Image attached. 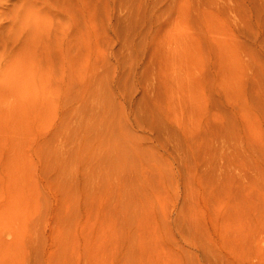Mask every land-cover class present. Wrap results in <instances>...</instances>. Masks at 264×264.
<instances>
[{
    "label": "rangeland",
    "instance_id": "rangeland-1",
    "mask_svg": "<svg viewBox=\"0 0 264 264\" xmlns=\"http://www.w3.org/2000/svg\"><path fill=\"white\" fill-rule=\"evenodd\" d=\"M2 10L0 264H264V0Z\"/></svg>",
    "mask_w": 264,
    "mask_h": 264
},
{
    "label": "bare ground",
    "instance_id": "bare-ground-1",
    "mask_svg": "<svg viewBox=\"0 0 264 264\" xmlns=\"http://www.w3.org/2000/svg\"><path fill=\"white\" fill-rule=\"evenodd\" d=\"M6 3H7V2H6ZM15 3H16V2H15ZM17 3H18V2H17ZM13 7H14V6H13ZM11 9H12V8H11ZM2 11H3V10H2ZM4 11H5V9H4ZM4 11H3L2 13L0 12V14L5 13ZM6 12H7V10H6ZM18 12H19V11H18ZM2 16H3V15H2Z\"/></svg>",
    "mask_w": 264,
    "mask_h": 264
}]
</instances>
